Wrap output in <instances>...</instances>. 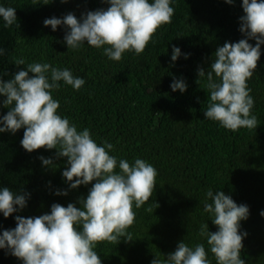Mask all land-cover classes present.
<instances>
[{
    "label": "trees",
    "instance_id": "16d2710c",
    "mask_svg": "<svg viewBox=\"0 0 264 264\" xmlns=\"http://www.w3.org/2000/svg\"><path fill=\"white\" fill-rule=\"evenodd\" d=\"M42 3L0 0V6L15 8L17 18L16 24L5 27L0 17V49L4 50L0 79H11L30 63L47 62L69 69L85 84L77 91L59 82L61 87L52 93L60 103L58 114L67 117L78 131L89 129L98 145L104 141L113 144L110 155L118 160L133 163L140 158L158 173L149 202L134 208L136 220L128 229L133 241L125 243L121 238L117 245L99 243L95 251L101 264H151L155 256L164 259L175 251L182 240L189 246L205 243L207 249L198 232L202 223L208 224L209 232L217 231L211 214L203 211L209 189L223 191L238 205L248 207V219L240 222V231L247 233L241 259L245 264H264V217L260 215L264 211V44L257 69L247 81L254 99L252 114L259 122L255 130L232 132L206 119L210 93L206 78L197 76L198 69L210 70L218 47L245 38L239 31L242 0L232 4L172 0V22L157 30L143 53L125 52L120 61L108 59L103 47L96 49L86 41L79 50L67 49L64 36L68 29L61 25L53 31L43 24L45 19H62L68 13L80 19L88 11L106 10V2ZM248 42L255 46V40ZM174 46L181 55L173 62ZM20 57L25 66L14 65V59ZM181 79L186 90L173 92L171 83ZM5 99L0 96V117L9 110L3 106ZM23 131L0 133V189L28 193L24 209L7 218L0 213V233L16 227V215L50 214L54 203L80 207L77 201L86 198L92 186L70 189V182L62 176L67 158H56L55 149L25 151L20 143ZM39 157L50 158L53 164L44 166ZM57 191H67V195H56ZM149 207L152 212L146 211ZM209 259L215 264L211 253ZM0 264L23 262L0 249Z\"/></svg>",
    "mask_w": 264,
    "mask_h": 264
},
{
    "label": "clouds",
    "instance_id": "9594fccd",
    "mask_svg": "<svg viewBox=\"0 0 264 264\" xmlns=\"http://www.w3.org/2000/svg\"><path fill=\"white\" fill-rule=\"evenodd\" d=\"M36 0H34V3ZM52 0H43L44 5ZM67 0H61V3ZM109 7L88 11L80 19L68 13L62 19L52 17L43 21L56 31L65 26L67 49L79 50L82 45L100 49L108 59L120 61L125 52L140 55L157 30L172 22V0H102ZM232 4L234 0H224ZM244 15L240 17L239 31L245 38L235 43L225 42L214 53L210 70L198 69V78H206L210 93L204 117L218 122L227 130L236 132L241 128L255 130L258 119L252 114L254 99L247 81L252 78L264 44V0H242ZM4 26L16 24L15 8L0 6ZM249 40H255V46ZM4 50L0 49V55ZM181 55L173 47L171 60ZM187 58V56H185ZM14 65L25 66L23 57L15 58ZM209 68V67H208ZM32 73V76H29ZM60 81L80 90L85 80L73 76L65 68L50 63H30L25 70L16 72L11 79H0V96L6 97L3 106L8 108L0 117V133L15 134L23 128L20 141L29 153L44 148L56 150V158L66 157L67 168L62 172L70 189L92 184L86 198L69 203L66 207L54 203L50 214L36 217L15 216L16 227L0 233V249L21 260L23 264H101L95 251L102 242L117 245L133 241L128 229L136 220L135 209L149 202L156 188V168L146 160L137 158L133 163L110 155L114 145L102 144L92 138L89 129L78 131L77 126L57 110L58 100L52 93L61 87ZM186 83L174 80L173 92L186 90ZM44 166L53 164L52 159L39 157ZM119 169V171H117ZM75 178V179H74ZM94 182V183H92ZM56 195H67L57 191ZM28 193L19 194L8 187L0 189V213L5 218L26 207ZM210 201V202H209ZM159 205L156 204V207ZM155 207V208H156ZM152 212L153 208L146 209ZM203 211L212 216L217 231L209 232L208 224L202 223L198 235L205 243L189 246L184 240L175 251L159 256L151 264H245L241 259L246 232L240 231V222L247 220L249 209L237 204L223 191L209 189L205 193ZM264 217V211L260 213Z\"/></svg>",
    "mask_w": 264,
    "mask_h": 264
}]
</instances>
